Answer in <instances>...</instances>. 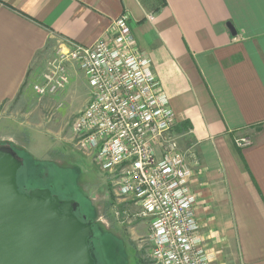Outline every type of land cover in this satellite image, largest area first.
Wrapping results in <instances>:
<instances>
[{"label":"crops","instance_id":"0c3cea01","mask_svg":"<svg viewBox=\"0 0 264 264\" xmlns=\"http://www.w3.org/2000/svg\"><path fill=\"white\" fill-rule=\"evenodd\" d=\"M123 14L193 152L206 249L217 264H264V0H0V127L63 39L91 46ZM244 136L252 144L238 147Z\"/></svg>","mask_w":264,"mask_h":264},{"label":"built area","instance_id":"2783aa9c","mask_svg":"<svg viewBox=\"0 0 264 264\" xmlns=\"http://www.w3.org/2000/svg\"><path fill=\"white\" fill-rule=\"evenodd\" d=\"M70 64L90 87L71 123L72 140L113 188L116 217L128 224L148 221L142 240L156 264H217L195 217L193 152L180 147L176 114L151 58L137 46L128 15L91 46L63 39L32 83L34 92L44 97L65 88ZM235 144L244 148L252 139L239 137Z\"/></svg>","mask_w":264,"mask_h":264},{"label":"rangeland","instance_id":"374dc122","mask_svg":"<svg viewBox=\"0 0 264 264\" xmlns=\"http://www.w3.org/2000/svg\"><path fill=\"white\" fill-rule=\"evenodd\" d=\"M68 74L65 88L55 94L39 97L33 92L23 105L17 100L8 105L5 115L9 120L4 121L0 133L4 130L9 136L0 135V144H13L21 154L27 153L38 162L41 178H28L29 190L50 184L53 194L80 203L78 217L94 223L92 242L98 264H156L142 240L149 230H133L142 220L121 223L113 207V188L92 157L78 150L72 140L71 123L88 90L86 78L76 65L69 66ZM2 111L0 106V115ZM21 158L30 164L31 158Z\"/></svg>","mask_w":264,"mask_h":264},{"label":"water","instance_id":"95a60500","mask_svg":"<svg viewBox=\"0 0 264 264\" xmlns=\"http://www.w3.org/2000/svg\"><path fill=\"white\" fill-rule=\"evenodd\" d=\"M23 165L12 146L0 144V264H98L93 222L78 217L80 203L50 188L21 191Z\"/></svg>","mask_w":264,"mask_h":264},{"label":"trees","instance_id":"16d2710c","mask_svg":"<svg viewBox=\"0 0 264 264\" xmlns=\"http://www.w3.org/2000/svg\"><path fill=\"white\" fill-rule=\"evenodd\" d=\"M10 146H12V145H10ZM14 149H15V151H17V153L19 154V155H22V156H27L28 158H31V160H29V162H30V164H28V165H26V163H25V159H24V165H23V167L20 169V171H19V174H18V183H19V187H20V190L21 191H29V189H30V187L28 186V182L30 181L28 178H30V177H39V178H41V174H42V171H41V169L39 168V166H38V162H36L35 161V159H33V157H31L29 154H27V153H25V154H21L20 152H19V150H17L14 146H12ZM21 156V157H22ZM25 167H27V168H25ZM30 168L32 169V171L30 170ZM28 169H29V171H28ZM21 170H23V171H21ZM27 170V171H26ZM25 171V172H24ZM24 174H23V173ZM47 185V184H46ZM37 186V185H36ZM32 187H34V186H32ZM31 187V188H32ZM44 188H50V184L49 185H47V186H45ZM78 211H79V209L77 210V212H76V214H78ZM93 227H94V223H93ZM90 242H91V246L93 247V242H92V239L90 240ZM93 249H94V247H93Z\"/></svg>","mask_w":264,"mask_h":264},{"label":"flooded vegetation","instance_id":"af4514ba","mask_svg":"<svg viewBox=\"0 0 264 264\" xmlns=\"http://www.w3.org/2000/svg\"><path fill=\"white\" fill-rule=\"evenodd\" d=\"M85 218V217H84ZM86 219V218H85Z\"/></svg>","mask_w":264,"mask_h":264}]
</instances>
